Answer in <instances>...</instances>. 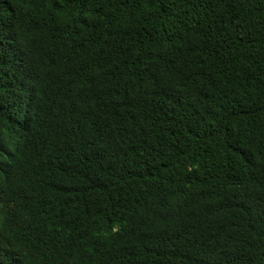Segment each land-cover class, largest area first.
Instances as JSON below:
<instances>
[{
	"label": "trees",
	"instance_id": "trees-1",
	"mask_svg": "<svg viewBox=\"0 0 264 264\" xmlns=\"http://www.w3.org/2000/svg\"><path fill=\"white\" fill-rule=\"evenodd\" d=\"M0 264H264V0H0Z\"/></svg>",
	"mask_w": 264,
	"mask_h": 264
}]
</instances>
